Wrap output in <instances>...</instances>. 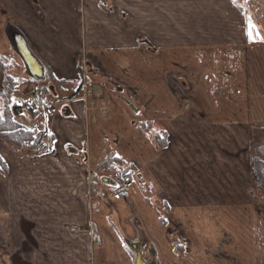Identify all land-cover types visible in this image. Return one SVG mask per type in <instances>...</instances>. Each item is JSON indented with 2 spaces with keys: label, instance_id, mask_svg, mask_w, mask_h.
<instances>
[{
  "label": "crops",
  "instance_id": "crops-1",
  "mask_svg": "<svg viewBox=\"0 0 264 264\" xmlns=\"http://www.w3.org/2000/svg\"><path fill=\"white\" fill-rule=\"evenodd\" d=\"M0 60V92L61 102L16 116L52 152L0 134V264H264V0H0Z\"/></svg>",
  "mask_w": 264,
  "mask_h": 264
},
{
  "label": "trees",
  "instance_id": "trees-1",
  "mask_svg": "<svg viewBox=\"0 0 264 264\" xmlns=\"http://www.w3.org/2000/svg\"><path fill=\"white\" fill-rule=\"evenodd\" d=\"M0 66L5 69L0 60ZM21 82L6 72L5 88L0 92V134L11 144L34 147L39 139L40 133L23 127L16 116L23 112L25 105L13 102V93L16 86ZM252 167L255 175V183L264 192V141L252 144ZM0 171L6 172L7 167L0 159Z\"/></svg>",
  "mask_w": 264,
  "mask_h": 264
},
{
  "label": "built area",
  "instance_id": "built-area-1",
  "mask_svg": "<svg viewBox=\"0 0 264 264\" xmlns=\"http://www.w3.org/2000/svg\"><path fill=\"white\" fill-rule=\"evenodd\" d=\"M21 104H25L32 112L44 115L46 113L55 112L61 105V102L57 96L47 95L44 86H37L34 87L28 96L22 98ZM20 122L24 128L40 133L38 143L34 147L24 148V151L31 150L36 154L53 151L52 132L43 125L41 120L36 121L31 125L23 118L20 119ZM112 165H114L113 162L111 163V166ZM103 178L109 180L107 184L109 187L108 193L111 194L114 200H122L129 195V186L132 182V178L128 170L117 168Z\"/></svg>",
  "mask_w": 264,
  "mask_h": 264
},
{
  "label": "rangeland",
  "instance_id": "rangeland-1",
  "mask_svg": "<svg viewBox=\"0 0 264 264\" xmlns=\"http://www.w3.org/2000/svg\"><path fill=\"white\" fill-rule=\"evenodd\" d=\"M31 2H35V1H37V0H30ZM106 4H108L109 3V0H103ZM17 32V31H16ZM9 52H11V53H13V51H9ZM5 58H3V60H5V61H9V65L8 66H12V65H14L12 68H16V69H19V71H24L25 70V68H27V64L25 63L26 61H24L23 60V58L22 57H16V56H12L11 54H9L8 56H4ZM11 59H14L15 60V62H13V60H11ZM11 60V61H10ZM21 80V79H20ZM29 80H31L30 78H29ZM22 81V80H21ZM32 90V89H31ZM30 93V92H29ZM29 93H27L25 96H28L29 95ZM25 96H23V97H25ZM22 97V98H23ZM22 98L20 97L19 98V104H21V100H22ZM14 103H15V101H14ZM22 105H25V104H22ZM254 131V130H253ZM256 135H255V137H254V135H253V142H252V144L254 143V141H256V142H263L264 141V127H259V128H257L256 129ZM254 134V133H253ZM252 144H251V155H253V150H252ZM251 162H252V158H251ZM252 170H253V167H252ZM253 183H255V175H254V171H253ZM255 185H256V183H255ZM256 187L257 188H255V186L253 187V192H257V193H259L260 195H262V193H264L261 189H260V187L259 186H257L256 185ZM254 188H255V190H254ZM253 195H254V193H253Z\"/></svg>",
  "mask_w": 264,
  "mask_h": 264
},
{
  "label": "water",
  "instance_id": "water-1",
  "mask_svg": "<svg viewBox=\"0 0 264 264\" xmlns=\"http://www.w3.org/2000/svg\"><path fill=\"white\" fill-rule=\"evenodd\" d=\"M24 59H25L26 63L28 64L30 70H32V73H33V74H37L38 76H41V75H42V72H39V71H38V68H36V66H38V65H37V63H36V60H35L32 56H29V55L25 54ZM42 76H43V75H42ZM105 181H106V182H109V180L106 179V178H105ZM138 264H146V263H144V262L141 260V258H139V259H138ZM152 264H156V262L154 261V263H152Z\"/></svg>",
  "mask_w": 264,
  "mask_h": 264
},
{
  "label": "snow or ice",
  "instance_id": "snow-or-ice-1",
  "mask_svg": "<svg viewBox=\"0 0 264 264\" xmlns=\"http://www.w3.org/2000/svg\"><path fill=\"white\" fill-rule=\"evenodd\" d=\"M255 28V25H251V23H250V28H249V37H250V39H254L255 37L253 36V29ZM256 36H259V33L257 32L256 33Z\"/></svg>",
  "mask_w": 264,
  "mask_h": 264
}]
</instances>
